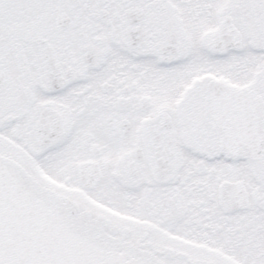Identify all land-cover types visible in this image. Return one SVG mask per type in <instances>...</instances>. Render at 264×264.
Segmentation results:
<instances>
[{"label": "snow or ice", "instance_id": "6c2138e0", "mask_svg": "<svg viewBox=\"0 0 264 264\" xmlns=\"http://www.w3.org/2000/svg\"><path fill=\"white\" fill-rule=\"evenodd\" d=\"M0 264H264V0H0Z\"/></svg>", "mask_w": 264, "mask_h": 264}]
</instances>
